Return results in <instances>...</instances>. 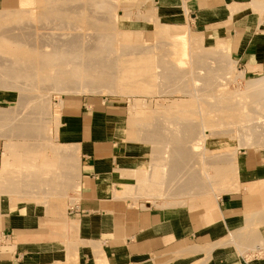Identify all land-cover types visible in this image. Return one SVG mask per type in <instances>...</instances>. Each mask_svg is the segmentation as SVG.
I'll list each match as a JSON object with an SVG mask.
<instances>
[{
  "label": "bare ground",
  "instance_id": "6f19581e",
  "mask_svg": "<svg viewBox=\"0 0 264 264\" xmlns=\"http://www.w3.org/2000/svg\"><path fill=\"white\" fill-rule=\"evenodd\" d=\"M80 1L0 0V89L5 91H17L21 97V101L19 102H21V105L24 106L23 109H25L23 112L24 114L19 112L21 116L16 115L17 117H12L14 122L12 127L11 124L9 125V121L7 122L8 125L5 124L3 129L5 130L7 126L6 133L8 134V130L11 128L12 132H14L12 134L16 132V136H12L10 135L11 130H9V135L13 138L17 137L18 139L25 140L30 136L33 140H38V136L40 137L41 135L42 137L43 133L40 134L39 132L43 129L38 132L39 128L38 130L34 128L38 126L32 125L31 129L33 128L35 132L32 130L30 131V128L27 129V125H29L27 122H32L33 118H30L32 114L42 115V110L44 109V112H51L50 98L53 94L50 93L51 91L56 94L74 95L119 94L125 96H153L154 91H151V89L155 90L156 86H158L156 82L154 83V80H160V82H162V79L166 83L170 82V84L167 85L171 86L172 84H176L175 82L180 83V81H183L189 76L190 81L192 79L193 82V89L187 90L186 87L182 88L185 86L183 83H188L183 81V83L177 84H183L184 86H179L180 89H177L179 91H174L177 94L180 93V96L182 94L187 98L185 101L177 100L172 103L175 105V108H182V110L178 112L169 110L170 112H167L166 116L163 117L166 123L163 122L162 125H160L163 129L160 127H158L160 129H155L154 127L158 125L155 126V123H151L153 120L150 119V123L145 124L149 125L152 131L144 128L146 131L145 132L143 129L145 134L134 135L139 141L143 142L144 140V144H153L154 146L156 144L160 145L161 149L157 151V153H162V161L159 166L162 168L163 172H167L168 169H173L174 172L177 173L174 180L168 183L169 187L161 188L154 199L163 200L175 195L196 196L216 189L220 192L230 191V193L232 192L231 194L237 193L240 190V165L237 163L236 153L234 148L229 145V141L243 143V147L250 145L256 147L262 146L259 139L264 138V74L254 76L247 81L244 91H234L232 93L227 91L228 89H226V91H218V88L222 87L221 84H223L220 82H222L223 79L227 81V79L230 78L228 76L233 72L232 68L236 66V63L233 60L231 61L232 68H227V64L225 65L226 67L222 66L223 73L221 75L217 73L218 71L212 74L213 66L208 64L207 60H205V62L202 61L203 58H201L199 54H196L197 51L194 52L200 40L198 38H192L190 36V31L171 35L169 32L170 36L167 37L163 36L165 35L163 31L164 33L161 32L163 35L161 34L162 40L160 46L156 45L158 43H154L155 46L154 44H150L149 46H147L148 44H144L145 46L136 47L129 46V44H122L119 46L118 39L120 37H124L127 42H130L134 38V32L122 33L121 30H118L117 22L119 21H117L115 17L116 11L115 15H112L115 17L113 21H110L111 15L107 17L98 13L100 15L98 16L97 11H92L96 5L97 9L100 10L109 9V1L87 0V11L82 8V5H84L83 2L81 7L77 5ZM114 4L116 5V3ZM16 6L17 9H15ZM107 12L112 14L111 10ZM103 13L104 11L101 12V14ZM43 30L47 32H43ZM87 30H95L94 33L96 34H91L92 32L89 31V33L85 32ZM54 31L57 32L55 33ZM59 31L64 32L61 33ZM16 32H18V34ZM157 34L159 33L157 32ZM158 37H160V35ZM31 45L36 46L31 47ZM226 51L229 50L225 48L217 51L216 54H218L219 57H227ZM209 60L211 61L210 58ZM184 66H192V68L189 67L190 69L185 71L183 70L185 69ZM196 66H199V71L200 68H203V70L204 68H208L205 70H210L212 73L208 75L206 73L205 75L207 76H203L204 79L201 80L202 76L197 73L198 70ZM194 68L197 70L195 73ZM193 73L194 75L197 73L201 77L199 80L202 82L201 87L194 83V80L196 81V78L199 79V76L194 78ZM238 77L245 80V73L240 71ZM166 83H164V85L167 88ZM225 85L224 83L223 87L220 89L222 90L225 88ZM161 86H163V84ZM153 87H155V89ZM172 87L173 86H171V88ZM168 88L167 90L171 89L170 87ZM174 89L173 87V90ZM26 92L29 94L27 95ZM159 94L161 96L163 93ZM245 96L249 99H243ZM63 105V101L60 100L57 104L58 113L55 120L60 118L59 114L61 115V113H59V111H62ZM10 116L9 119H11ZM238 119H241L244 124H232V122H236ZM36 122L38 123L39 121ZM48 124H50V122H48ZM159 124H161L160 121ZM163 124L165 125L163 126ZM1 127L0 130L2 129ZM8 127L10 128L8 129ZM47 127L49 128V126ZM48 130L46 132L49 134ZM122 131L123 130L120 131L121 134ZM2 133L5 134V132ZM143 134L146 136L144 137ZM49 138L47 139L48 143H50L49 141L51 140V138ZM226 140L228 141L226 142ZM12 141L7 145V157L4 168L7 169V171L12 168L14 170L12 169V173L10 172L11 175L8 173L9 178L8 176L7 178L10 179L14 171H19L18 174L16 172L14 173L17 174V176L21 174L20 171L22 170H26L28 173L31 172V170L33 173L36 172L39 168L37 164L39 163L38 147L36 148L35 144L33 145L34 147H32L25 143H15ZM52 141L49 145L45 141L46 144L44 147L50 148L52 153L54 151L57 161L53 158L54 160H51L52 166L51 164H46L47 170L45 172L48 174L46 178L49 175H51V177L53 176V180L50 177L53 181L49 184L50 192L52 193L54 190L58 191V189L61 188L59 191L61 197L57 196L59 199L54 197V199H57V205H59L60 203L62 204L63 200L58 204V200H61L62 196L64 198L66 195L67 198V189L69 190L71 188L73 191H76L80 188L79 176L81 174L78 175V169H80V166H78V164H80L78 156L79 148L77 149L75 146L66 148L57 147ZM208 142H212L211 148L207 147ZM155 150L156 149H154L153 153H155ZM157 150L159 149L157 148ZM139 168L132 170L133 176L137 174ZM144 168L146 170L151 168L149 162L145 163ZM59 169H62L61 175ZM28 175L30 176L28 177L29 181H26L28 180L26 179V175H24L26 178L23 180L25 181L24 185L27 184L25 186L27 188H29L28 186L30 184L28 185L26 182L31 183V181H33V183H36L37 181L35 173L33 175L29 173ZM5 178L6 177H4V179ZM11 178L14 179L15 186H18L19 183L16 184L15 182L17 178ZM30 179L33 180L30 181ZM48 179L49 178L45 179L48 181L47 184L49 183ZM21 181L19 182L21 183ZM12 183V181L11 183L6 182V184L4 183L6 187L4 185L3 187L7 189ZM128 183L127 185L132 187L136 186L140 189L141 184L145 187L150 183V177L149 180L147 179L144 182L135 181L133 177L130 178ZM11 186L14 187V184ZM11 186L8 187L7 193H4L7 196L9 195L10 199L13 196L17 197L18 193L24 192H19L22 189L21 186L20 190L17 191L18 193L15 192L12 196L11 193H14V190L19 188L16 186V189L14 187V190H11ZM181 187L184 188V190L182 189L183 191H180ZM32 188L34 190L35 186H32ZM32 188L29 190H32ZM188 188H190V190L185 191V189ZM175 189L178 190L177 193L174 192ZM44 190L45 192L47 191L46 187ZM53 193L59 194L58 192ZM50 195L48 196L50 197ZM25 197L22 195V198ZM35 197L36 196L31 197L33 201L37 200L33 199ZM132 198H140V192L133 193ZM26 200L27 198L25 201ZM76 201L78 202V200ZM76 201H73V203L75 204ZM49 202H51V200ZM52 205L54 208L51 207L50 210H55V206L57 205L51 202L50 206ZM62 206L63 205H61V208L64 210L63 208L65 205L64 207ZM61 208H58V210ZM51 211L53 212H51L52 214L63 212H57L55 210L54 213L53 210Z\"/></svg>",
  "mask_w": 264,
  "mask_h": 264
},
{
  "label": "crops",
  "instance_id": "0c3cea01",
  "mask_svg": "<svg viewBox=\"0 0 264 264\" xmlns=\"http://www.w3.org/2000/svg\"><path fill=\"white\" fill-rule=\"evenodd\" d=\"M153 2L172 4L189 28L223 40L245 78L264 74V0ZM125 122L123 109L109 101L84 98L64 105L56 143L79 148L81 174L78 202L68 217L59 212L65 211L66 195L58 200L62 204L56 203L61 188L50 195L49 183L41 180L45 169L37 171L39 177L29 188L19 184L14 190V180L4 173L7 143L0 138V264H264L251 256L264 245V199L249 198L264 195V160L245 153L239 164L244 194L239 190L214 202L182 207L178 199L118 198L129 184L130 171L142 160L149 162L141 154L142 145L120 137ZM44 146L36 148L50 154ZM45 157L50 160L51 155L40 164ZM4 175L14 184L12 196L21 186L19 192H24L11 199L5 195L10 186L5 188ZM51 196L58 208L65 205L64 210L55 206L59 214L50 210Z\"/></svg>",
  "mask_w": 264,
  "mask_h": 264
},
{
  "label": "rangeland",
  "instance_id": "374dc122",
  "mask_svg": "<svg viewBox=\"0 0 264 264\" xmlns=\"http://www.w3.org/2000/svg\"><path fill=\"white\" fill-rule=\"evenodd\" d=\"M107 1H109V4H110V5L108 4L109 9H106V10L105 9H103V10L101 9L102 10L101 11L100 9H97V5H96V7H94L92 9V11L93 10H94L93 12L97 11V15L98 16L105 15V16L109 17L111 15L110 16V19H111L110 21H113V19L116 17L117 21H119V22H117L118 30L119 31L121 30L122 33L134 32V34H133L134 38L130 42H127L124 37H120L118 39L119 46L122 45V44H129V46H134V47H136V46H145L146 44H148L147 46H149L150 44H154V43L155 44L158 43L156 45L160 46L161 40H162V35H163L164 32H165V35H163V36L167 37V36H170L171 34H174V33H184L186 31H190V36L192 38H194V39L198 38L200 40V43L197 44L196 50L194 52L197 51L196 54H199L201 56V58H203L202 61L205 62V60H207L208 64L213 66L212 67L213 73L210 70H208V71L205 70V69H208V68H204V70H203V68H200V71H199L198 70L199 66L198 67L196 66L198 71L196 70V68H194L195 69L194 73L197 71V73L200 76H202V79L197 73L195 75L193 73V75H194L193 77L194 78H196V76H199V79L196 78V81L194 80V83H196L197 85H200V87H201V85H202L201 83L202 82L199 81V80L200 79L203 80L204 79L203 76L205 77V76H207L208 74H211V73L214 74V73H216V71H218L217 73L221 75L223 73V71H222L223 67L222 66H225L226 64H227L226 65L227 68H229V67L232 68L231 67L232 59L230 57L229 51H226L227 57H219V55L216 54L217 51H220V50H223V49L227 48L225 42L223 40H220L219 37L214 36V35H212L210 33L206 34L203 31L198 30L196 28H193V27L189 28L188 27L189 25L187 24L186 18H184V19L178 18L177 14L174 12L175 8H174V6L172 4H163L161 6H156L154 4L153 0H113V1L107 0ZM82 2H83L84 5H82ZM87 3H88L87 0H85V1L81 0L80 3H78L77 5H79L80 7L82 5V8L85 9V11H87L86 10V8H88L87 7ZM114 3H116L117 6ZM111 5H114V6H111ZM116 7H117V9H116ZM15 9H17V6L15 7ZM110 10H111L112 14H109L107 12V11H110ZM103 11H104V13L101 14V12H103ZM105 11L108 13V15H107V13ZM115 13H116V15H115ZM112 15L113 16L115 15V17H113ZM147 20H149V21H147ZM155 21H156V23H155ZM50 28H51V26H50ZM64 31H59V32L62 33ZM88 31L92 32L91 34H96V33H94L95 30H87L85 32L89 33ZM43 32H47V31L43 30ZM157 32L159 34H157ZM161 32H163V33H161ZM169 32H170V35H169ZM16 33L18 34V32H16ZM159 35H160V37H158ZM155 44H154V46H155ZM34 46H36V45H31V47H34ZM35 56L37 57L36 53H35ZM209 58L211 59V61L209 60ZM216 62H217V64H216ZM222 62L223 63L225 62V63L223 64ZM142 64H140V65H142ZM189 67L184 66L185 69H183V70L188 71L190 68H192V66L190 68ZM234 68H232L233 72H231V75L228 76V77H230L228 79H230L231 81L228 80L227 78H226L227 81L225 79H223V81H222V79H221L222 82H220V83H223V84L225 83L226 85L224 86L225 88H223L221 90L220 88L223 87V84H221L222 87L218 88V91H223V90L226 91V89H228L227 91H229L231 93L234 92V91L235 92L244 91L245 90V86H246V82L249 81L252 77H254V76H251V77H248V78L244 77L245 80L241 79V78L238 77V74H239L240 71L237 69L236 66H234ZM158 71H160V70H158ZM219 71H220V73H219ZM201 73H203L204 75L201 74ZM206 73H207V75H205ZM185 79L183 81L188 82V83H183V81H180V83L182 82L183 84H185V86L183 84L178 85V84H180L179 82H175L176 84H172L171 83L172 84L171 86H173L175 88L174 90H173V87L171 88V86L167 85V84H170V82L166 83L162 79H161V81L163 83L160 82V80H158V81L154 80V83L156 82V85H158V86H156V89H155V87H153L155 90L151 89V91H154V95L153 96L151 94H150L151 96H149V95H140V96H127L126 95L125 96V95H119V94H116V95L115 94H77V95L75 94L74 95V94H56L53 91H51L50 93H53L51 95V98H50L51 99L50 100V102H51L50 103V108H51L50 111L51 112L50 113L49 112L48 113L44 112L45 111V109H44V110H42L43 111L42 115H40V114L39 115L32 114L30 116V118L32 117L33 119H32V122L31 121L29 123L27 122V124H29V125L26 124L27 125V129L30 128L29 130L33 131V128L31 129L32 125H34V126L37 125L38 127H34V128H36L37 130L39 128L38 132L41 129H43L39 133L40 134L43 133L42 136L45 134V138H46L45 141L47 142V139L50 137L51 140L49 142L51 143L52 140L55 141V142L52 141V143L55 144L58 147L59 145H57L56 140H57V137H58L59 129L62 126V111H59V113H61V115L59 114V117L61 119L58 118L57 120H55V118H56V115L58 113L57 104H58V102L60 100L63 101L64 105L67 102L71 101V100H79L80 101V100H83L84 98L97 99V100H100V101L105 100V101L111 102V104H114L117 107L122 108L124 114L126 115V122L124 124L123 131H122V134L120 135V137L124 140V142H127V143L132 142L134 144L142 145L144 148L141 150V154H143V156L147 155V158L149 160V166L151 168L146 170L144 167H145V163L147 161L142 160L140 165H139L140 168H139L137 174H135L133 176L132 175V171H130L127 180H130V178L134 177L135 181L137 180L139 182H144L147 179L149 180V177H150V183L147 186H145V187H143L142 186L143 184H141L140 189H139V187H136V186H134V187H132L130 185L124 186L123 189L118 193L117 197L118 198H127V199H131L133 201H144V200L156 201L154 199V197L157 195V193L160 191L161 188L163 189L164 187H169L168 183L171 180H174V178L177 175V173L174 172L173 169L172 170L168 169L167 172H163L162 168L159 166V165H161V161H162V159H161L162 158V153H160V152L157 153V151H160V149H161L160 145H157V144L155 145L159 149V150H157V148L153 144H146V143L144 144V140H143V142L139 141L138 138H136L134 135L144 133V131H145L144 128L148 129L149 131H152V130H150L151 127H149V125H146V124L150 123V119L153 120V121L151 120L152 121L151 123H153V124L155 123V126L158 125L157 127L153 126L155 129H157L158 127L162 128V126H160V125H162L163 122L166 123L165 119L163 117L166 116L167 112H170V111L178 112L179 110H182V108L181 109H178L177 107L175 108V105H173L172 103L177 101V100H179V101L187 100V98L185 96H183L182 94L180 96V93L177 94V93L174 92V91H176V92L179 91L177 89H180L181 86H184L182 88L186 87L187 90L193 89L192 79L190 81L189 76H188V78L186 77ZM158 82H159V84H158ZM160 83H161V85L163 84V86H161ZM164 83H166L167 88L165 87ZM168 87H170L173 90V92H172L171 89L167 90V89H169ZM165 88H166V90H165ZM157 90L160 91V92H158ZM159 93H163V94L160 96ZM26 94L28 95L29 93L26 92ZM243 99L247 100L249 98L247 96H245V97H243ZM19 101H21V97H20V95H19V93L17 91H13V90L5 91L3 89H0V113H1L0 114V117H1L0 118V124L2 125V127H1V125H0V127L2 129H3V127H5V124L8 125V123H9V125L11 124V127H12V124L14 123L12 117L13 118L17 117L16 115L21 116V115H19V112L20 113L22 112V114H24L23 113L25 111V109H23L24 106L21 105V102H19ZM64 105H63V107H64ZM56 106H57V108H56ZM63 107H62V110H63ZM165 107H168V108H165ZM170 108H172V109H170ZM11 109L13 110V112H12ZM20 110H22V111H20ZM2 113H3L4 116L2 115ZM43 114H45V115H43ZM9 116H10L11 119H9ZM158 118H160L162 121L160 119H158ZM36 121H39V122L37 123ZM154 121H156V122H154ZM159 121H160L161 124H159ZM48 122H50V124H48ZM21 124H23V123H21ZM30 124H31V126H30ZM144 124H145V126H144ZM232 124L242 125L244 123H243V121L241 119H238L236 122L235 121L232 122ZM164 125L165 124H163V126ZM47 126H49V128ZM14 127H16V126H14ZM9 128L10 127H8V129ZM160 128H158V129H160ZM6 129H7V126H6L5 130L3 129V131H2V132H5V134H3L1 132V130H0V138H4L6 143H7V145L12 140H13L12 142L22 143V144L25 143L26 145H29V146L31 145L32 147H34L33 146L34 144L36 146L41 145V147H43V144L44 145L46 144V142L45 143H41V140H42L41 135H40V137L38 136V140H36V139L33 140V138L30 137V136L27 137L25 140L24 139H18L17 137L16 138L12 137V136H16V132H15V134H12L14 132H12V130L10 128L9 129V130H11L10 131V135H12V136H10L9 135V130H8V134H7L6 133L7 132ZM140 129L142 131L144 129V131L142 132ZM47 130H48L49 134L46 132ZM33 132H35V131H33ZM133 133H135V134H133ZM6 134H7V136H6ZM143 135H142V137H143ZM145 136L146 135H144V137ZM34 138H35V136H34ZM39 139H40V142H38ZM228 140H230V139H228ZM228 140H226V142ZM259 141H260V143L262 145L261 147H256V146H252V145L243 147L242 146L243 143H239V142H235V141H229V145H231L234 148V151L236 153V159H237V163L238 164L241 163V161H240L241 159L240 158L244 157L245 153L257 154L260 158H262V160H264V146H263L264 145V138H260ZM50 143H48V145ZM211 145H212V142H208L207 143V147L208 148H211ZM227 146H228V143H227ZM46 148H47V151L51 150L50 148L48 149V147H46ZM153 148L156 149L155 153H157V154L153 153V151H154ZM47 155H51L50 160L47 157H45V161H43L44 163L40 164L39 161H42V157L43 156H47ZM38 158H39L38 159L39 163H37V164L39 165V168L36 170V172L39 169H41V170L45 169L44 172H43L44 175L40 176L41 180H43L47 184L48 181L45 180V179L49 178L48 179L49 180V184H51L53 182L52 181L53 180V176L51 177V175H49L46 178V175H48L45 172L47 170L46 169V167H47L46 164H51V160H54L53 158H55V161H57L56 154L54 153V151L52 153V150H51L50 154L48 153L46 155L43 154V151H39ZM51 166H52V164H51ZM12 169H9L7 171V169L4 168V173H7V174L9 173L10 174ZM15 172L18 174L19 171L18 172L14 171V173ZM20 172H21V174L18 175V176H17V174L13 173L12 176H10L9 180L12 179L11 177H14V178H17L16 179L17 181L15 180L16 184L17 183L21 184L22 181L26 178V176H27L26 179H28L26 181H29V178H28V177H30L28 175L29 173L31 175H33L35 173V175H36V172L33 173L32 170L29 173L26 170H22ZM55 172H56V170H55ZM22 173H27V174H22ZM7 174H6V177L8 176V178H9V174L8 175ZM24 175H26V176H24ZM4 177H5V175H4ZM38 177L39 176L36 175V178H38ZM50 177H51L52 180L50 179ZM18 178H20V179H18ZM19 181H21V183ZM5 182L6 181L4 179V183ZM24 182L25 181H23L22 184H24ZM26 183H29V182H26ZM31 183L33 184V181H31ZM243 188H244V186H242L241 190L239 191V194L241 192L244 194ZM182 189L184 190V188L181 187L180 191H183ZM186 190L189 191L190 188L185 189V191ZM67 191H68V195H67V206L65 208V216L68 217V210H70L72 207H75L77 205V201L76 200H78L77 199V193H78L79 189L76 190V191H73L70 188L69 190L67 189ZM145 191H146V193H145ZM137 192H140V198H138V199L132 198L133 197V193H137ZM174 192L177 193L178 190L175 189ZM71 193H72V195L70 196ZM231 193H230V191L229 192H220V191H218L216 189L214 191L211 190V191H209L207 193H204V194H201V195L198 194L196 196H192V195H189V196L175 195V196H171L170 198L163 199V201L177 200L178 199V202H180V204H178V206L185 207L188 204H198V203H203V202H214L216 200H219V198H224V197L230 195ZM51 194L53 195V192ZM52 198H53V196H52ZM52 198H50L51 201H52ZM249 198L264 199V195H257V196H254V197H253V195H250ZM73 201H76L75 204L73 203ZM72 204H74V205H72ZM259 244H261V243H259ZM253 249H254V247L251 250H253Z\"/></svg>",
  "mask_w": 264,
  "mask_h": 264
},
{
  "label": "built area",
  "instance_id": "2783aa9c",
  "mask_svg": "<svg viewBox=\"0 0 264 264\" xmlns=\"http://www.w3.org/2000/svg\"><path fill=\"white\" fill-rule=\"evenodd\" d=\"M75 210V207H72L70 209V212H74ZM253 258H258V259H264V245L261 246V247H258L256 249V251L252 252V255H251Z\"/></svg>",
  "mask_w": 264,
  "mask_h": 264
}]
</instances>
